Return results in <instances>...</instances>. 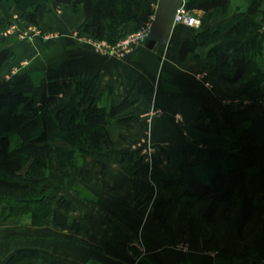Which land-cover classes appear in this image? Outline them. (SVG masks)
I'll use <instances>...</instances> for the list:
<instances>
[{
  "label": "crops",
  "instance_id": "obj_1",
  "mask_svg": "<svg viewBox=\"0 0 264 264\" xmlns=\"http://www.w3.org/2000/svg\"><path fill=\"white\" fill-rule=\"evenodd\" d=\"M144 1L136 4L138 10L127 30L152 24L153 1L140 12L138 5ZM237 5L239 12H232ZM245 7L246 3L232 0V17L245 14ZM49 9L40 30L56 29L59 35L41 38L33 29L25 39L22 35L31 31L29 25L20 24L10 7L0 5V20L5 21L0 23L2 49L15 54L0 72V95L24 94L34 100L37 109L45 107L54 115L75 97L78 84L95 79L96 99L102 107L110 109L127 98L135 105L107 128L112 143L108 150L91 152L81 167L73 170L60 169L53 158L51 173L43 184L52 199V214L58 210V201L65 199L71 210L59 211L70 224H80V231L62 232L51 216L44 228L27 223L23 225L26 229L20 226L0 232L4 243L0 254L7 255L2 264L19 250L37 251L40 258L34 264H264L263 195L257 197L258 212L243 239L239 237L237 211L229 221L219 218L209 225L202 217L209 205L206 202L198 204L189 216H185L181 199L165 209L159 207L161 202L168 203L173 191L152 182L142 144H159L154 164L170 171L172 147L189 145L184 128L210 124L209 120L199 123L204 110L220 112L209 95L197 93L188 76L212 70V65L190 58L181 62L180 49L186 39L179 33L181 27L175 28L169 46L161 53L142 46L124 59H116L95 54L78 39L85 22L82 11L75 14L72 7L55 3ZM211 79L217 92L224 88L221 78ZM52 145L73 151L62 141ZM70 180L74 182L68 188ZM184 246L187 252L182 250Z\"/></svg>",
  "mask_w": 264,
  "mask_h": 264
},
{
  "label": "trees",
  "instance_id": "obj_2",
  "mask_svg": "<svg viewBox=\"0 0 264 264\" xmlns=\"http://www.w3.org/2000/svg\"><path fill=\"white\" fill-rule=\"evenodd\" d=\"M139 0H0V5H13L28 25L40 27L50 12V5L72 7L82 11L85 22L82 34L94 41L114 46L127 24L134 17ZM141 1V0H140ZM247 15L229 18L216 27L196 30L183 42L180 59L200 58L198 49L208 50L205 60L223 64L222 81L231 86L246 84L245 93L253 98L264 86V57L258 33L264 26V0H245ZM232 0H185V8L207 16L227 14ZM258 16L263 22L258 23ZM1 24L5 21L0 20ZM0 40V72L15 59V54L2 49ZM254 69L253 79L247 82ZM97 82L90 79L77 85L75 97L63 109L51 115L43 107L37 109L30 97L21 93L0 95V209L3 220L30 216L34 228L45 227L52 216L54 226L62 232H79L80 224L69 223L59 210H71L65 200L58 201V210L51 211L52 199L43 188L52 169L53 158L60 169L81 166L91 152H104L111 147L107 128L114 119L135 105L129 98L121 104L104 108L97 102ZM232 106L221 119L204 110L199 123L210 121V127L196 125L191 135L204 147L173 146L172 169L164 172L155 163L150 177L153 183L173 191L168 203L185 202V216L203 202L208 207L203 220L216 224L221 218L229 221L239 212V237L257 215L258 195H264V112L261 116ZM62 141L73 148L68 152L52 143ZM6 211V212H5ZM5 212V213H4ZM6 222V221H5ZM40 255L34 250H19L5 264H34Z\"/></svg>",
  "mask_w": 264,
  "mask_h": 264
},
{
  "label": "rangeland",
  "instance_id": "obj_3",
  "mask_svg": "<svg viewBox=\"0 0 264 264\" xmlns=\"http://www.w3.org/2000/svg\"><path fill=\"white\" fill-rule=\"evenodd\" d=\"M151 1H153L151 8L153 10L154 9L156 10L157 9V5H156V1L157 0H145L144 4L138 5V8H139L140 12H142V11L145 12V8H147V6L150 5ZM139 2H140V0L135 3L134 10L137 9L136 8V4L139 3ZM240 2L242 4L246 3V7L245 8L247 10L244 12L245 14L242 13V14H239V15H247L248 10H249V3L247 1H245V0H239V3ZM153 4H154V7H153ZM3 6L5 8H9L10 7L13 10V12H14L13 16H14L15 20H16V18L18 19L20 24L21 23H25L21 19V14L16 10V8L13 5H6V6L3 5ZM73 11H74L75 14L81 13V11L77 12L74 9H73ZM234 11L235 12H239L238 5L235 6V9L232 10V12H234ZM196 14H198L201 17V19H202V25H201V27L198 30L203 29V28H208V27H216V26L220 25L221 23L227 21L229 18L232 17L231 11H229L227 14H214V15H210V16H207V15L201 13V12H196ZM256 21L258 23H262L263 22V17L258 16ZM149 25H150L149 23L145 24V26L143 25V26H141L140 28H138L136 30H132L131 28H130V30H127L128 28H126L124 33L121 34V37L119 38L117 43L114 46H111V47H115L118 44H122V42L127 40L128 37H130L132 35H135V34L141 33L143 31V29L147 30V27ZM29 27L31 29V33L30 32L25 33V35H24L25 39L29 38L30 34L33 33L32 32L33 29H35L36 32H37L35 34H37V36L41 37V38L50 39L52 37H55V36L59 35L58 31H56V29L53 30V31L45 33L43 30H40V27H35V26H32V25H29ZM180 31L181 32H179V33L182 34L185 38H188L189 36H191V35H193L195 33V31H192V30L184 28V27H181ZM258 35L261 37L260 40H262V41H259L258 43H259V45H261V48L263 49V52H261V55L264 57V26L261 28V30L258 33ZM77 36H78V39H83L88 45L92 46L91 44L94 41H92L91 38H88V37L84 36L82 34V31H80ZM106 44L109 45L108 43H106ZM198 51L201 54L200 58H196L195 56H190L189 58L192 59V60L206 61L205 60V56H206L208 50H206V49H198ZM129 55H131V54H129ZM188 59H187V61H188ZM206 62H208V61H206ZM182 63H184V62H182ZM210 64L212 65L211 66L213 68L212 70L210 69V70H206V71L200 72V73L196 72V73H193L192 75H188V76L193 80V84L195 85V88H196V89L195 88L194 89L197 90V93L204 91V93L206 95H209L211 97V99L214 100V102H216L217 105L220 107V112H218V115L213 112L215 116L217 115V118L221 119L223 114H224V112L226 111V109H229L232 106L239 107L237 109H240L242 107L241 109H244V111H247L248 113H254V115L257 116V117L263 115V112H264V86L259 91V93H257V95H255L253 98H248V95L245 93V90L247 88L246 84H240V85H237V86H231L229 84H226L223 81L225 83L223 85L224 88H220L219 92H217V90H218L216 88L217 86L216 85H214L215 87L213 86L214 83L212 84L213 79H211V76L212 77L214 76V77L221 78L220 71L224 67V65L223 64L214 65L213 63H210ZM253 73H255L254 69L252 70L251 75H249V77L247 79V82H249V81L251 82L252 81V79L254 78L253 77V75H254ZM178 121H179L178 123L184 128V126H183L184 122L182 123V118L181 117L178 118ZM199 126L204 127V128H208V127H210V124L207 122V124L205 126H202V125H199ZM184 130H185L184 133H183L184 134V139H186V140L189 139L190 140L189 141V145L196 146V147H199V148L209 149L207 147H204L199 139H196V138H194L191 135L193 129L188 130L187 128H184ZM142 145H144L143 148L146 147L145 150H147V153H145V150H144V157H147V158L149 156L150 150H155L157 145L160 146L159 144H156L153 141H148L147 143H143ZM161 145L163 146L165 144L161 143ZM84 158L85 157H83V159ZM152 167L153 166L149 167V174L152 171ZM3 215H6V214H2V208H1L0 209V232H5V231L10 232V231L15 230L16 227L18 228V227L23 226V225H25L27 223L31 224V218H30L29 215L28 216H22L20 220H17V219L3 220ZM47 224H48V221H47L45 227L47 226ZM23 229H26V228L24 227ZM9 240L10 239L8 238V241ZM0 244L3 245L4 243H2V241L0 240ZM6 246H7V248H10V245H6ZM5 258H7L6 254H5V256L0 254V264H2L4 262Z\"/></svg>",
  "mask_w": 264,
  "mask_h": 264
},
{
  "label": "built area",
  "instance_id": "obj_4",
  "mask_svg": "<svg viewBox=\"0 0 264 264\" xmlns=\"http://www.w3.org/2000/svg\"><path fill=\"white\" fill-rule=\"evenodd\" d=\"M201 25H202L201 17L198 14H196V12L188 11L185 8V4H184L176 15L175 26L184 27L192 31H196L201 27ZM150 27L151 25L147 27V30L143 29L141 33L128 37L127 40L122 42V44H118L115 47H111L107 45L106 42H98L92 40L94 41L91 44L92 50L97 55L114 57L116 59H124L126 56H128L129 54H133L138 48L143 46L144 40L149 35ZM13 30H16V27H13ZM22 36L24 38V35ZM145 153H147V150H145ZM156 155L157 152L155 150H150L148 156V162L150 166L154 165V162L156 160ZM182 250L184 252H187L188 247L184 246L182 247Z\"/></svg>",
  "mask_w": 264,
  "mask_h": 264
},
{
  "label": "water",
  "instance_id": "obj_5",
  "mask_svg": "<svg viewBox=\"0 0 264 264\" xmlns=\"http://www.w3.org/2000/svg\"><path fill=\"white\" fill-rule=\"evenodd\" d=\"M184 4L185 0H158L149 35L143 42L147 50L161 53L169 46L176 28V15ZM73 182V180L69 181L68 188Z\"/></svg>",
  "mask_w": 264,
  "mask_h": 264
}]
</instances>
